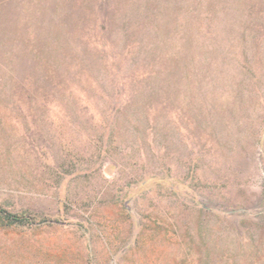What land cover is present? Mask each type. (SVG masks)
<instances>
[{"label":"rangeland","instance_id":"rangeland-1","mask_svg":"<svg viewBox=\"0 0 264 264\" xmlns=\"http://www.w3.org/2000/svg\"><path fill=\"white\" fill-rule=\"evenodd\" d=\"M146 1L0 0V208L29 219L0 215V264H264V0H229L245 64L229 38L202 108L134 95L135 38L184 5L136 29Z\"/></svg>","mask_w":264,"mask_h":264},{"label":"trees","instance_id":"trees-1","mask_svg":"<svg viewBox=\"0 0 264 264\" xmlns=\"http://www.w3.org/2000/svg\"><path fill=\"white\" fill-rule=\"evenodd\" d=\"M131 1L124 0L127 5L131 4ZM183 1L184 5L177 7V10L174 11V9L169 8L173 13L171 15L173 19L166 22L165 28L175 29L174 31L167 29L173 33V39H167V33L163 32L155 37L153 35H142L135 38L137 48L134 49L136 53L133 55H136L137 61L132 67L127 68L128 72L131 73L130 75H135L138 79H141L137 83L138 86L134 95H139L140 101L164 100L167 102L168 100L173 102L175 99L178 100V97L189 94V97H196L201 108L204 107L203 103L207 99L216 101L218 98L220 102H227L229 101V67L231 66L229 55L233 54L236 49L233 46L234 42L231 40H236V43L239 44V46L237 45L238 49H240L232 56L236 57L234 60L235 65L244 66L243 51L246 48L242 47V44L245 45V39L243 38V32H234V30L237 28L235 25L238 24L236 21L243 24L242 17L247 12L242 10L241 17L238 16L234 19L231 14L233 11L229 12V0ZM146 2L145 15L140 13L139 16L143 15V21H146L147 24L135 18L136 29L142 26H151L153 23L156 24L158 20L164 19L167 9H164L161 5L168 4L170 0H159V3L155 4L157 10L152 7L153 4L149 9V1ZM117 13L119 14V12ZM123 20L130 27H133V23H129L126 21L127 19ZM61 25L64 24L56 26L55 29L61 28ZM48 27V25L47 27L44 25L43 28ZM167 30L165 31L167 32ZM11 60L18 61L17 57L11 58ZM11 62L13 63V61ZM123 63L126 66L128 65L127 60H124ZM119 64L114 63L113 66L115 67L113 69L108 68L109 71L111 70L109 74L112 78V73L117 77L121 75L122 72L116 71L119 70ZM126 66L123 68L125 69ZM260 70L256 72L260 73ZM10 71L7 70L8 75H10ZM237 77H241V75L239 76L238 73ZM12 80L13 86H17V83H14L16 80ZM244 81L245 78L242 76L238 86L244 87ZM153 85L154 87H152ZM12 88L11 93L14 92ZM185 89L187 92H185ZM244 90H236L239 93L237 95L242 94ZM142 95H149L146 96L149 97L148 100L143 99ZM145 101L141 103L143 104ZM0 215L12 225L25 224L29 220L27 216L9 214L1 208ZM249 248L252 253H256L257 245L251 244Z\"/></svg>","mask_w":264,"mask_h":264}]
</instances>
